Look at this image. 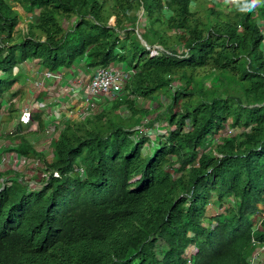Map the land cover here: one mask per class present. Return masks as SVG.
<instances>
[{
  "label": "trees",
  "instance_id": "16d2710c",
  "mask_svg": "<svg viewBox=\"0 0 264 264\" xmlns=\"http://www.w3.org/2000/svg\"><path fill=\"white\" fill-rule=\"evenodd\" d=\"M14 1L36 18L18 34L19 13L0 0L10 92L28 60L134 74L111 103L64 122L49 154L14 137L45 176L0 190V264H250L264 244V0ZM136 29L169 53L151 56ZM160 96L164 109L147 107ZM44 115L32 112L42 128Z\"/></svg>",
  "mask_w": 264,
  "mask_h": 264
},
{
  "label": "built area",
  "instance_id": "2783aa9c",
  "mask_svg": "<svg viewBox=\"0 0 264 264\" xmlns=\"http://www.w3.org/2000/svg\"><path fill=\"white\" fill-rule=\"evenodd\" d=\"M148 49H150L151 56L155 54L156 49L169 53L160 45L149 47ZM34 61L38 63L37 60ZM25 63L26 62L22 64ZM78 64L84 65L83 62H79L77 65ZM84 68L92 71H89L91 74L87 77H84L85 74H80L72 76L71 78H65L64 72L61 70L52 72L46 68H42L37 71L38 75L32 78V83L35 84V86L31 89L32 91H37V94L32 92L28 106L21 108V115L18 118V122L20 121L28 125V128L24 132L38 131V134H43L45 136L47 142L44 141L41 143L42 148H40V150L44 152L50 151L52 138H54L57 131L63 127L64 122L67 120H84L87 116L94 113L97 107L96 104L98 105V100L111 103L120 96L123 93L125 83L130 79L132 74H134V69L119 63L96 68L84 66ZM15 70L17 72L13 74L17 75L18 68H15ZM0 76H4V74L0 73ZM54 81L57 82L56 86L53 85ZM40 91H42L43 94H39ZM11 92L13 91L11 90ZM70 99L73 100V103L69 108L67 100ZM15 102V97L11 98V96H9L7 100L6 96L3 95L2 100H0V112L4 109V111L8 113L9 108ZM76 107L78 108L77 111L74 110ZM36 110L43 111L45 114L43 116L45 119L43 128L39 125L37 119L32 121V112ZM13 127L10 132L18 133L17 126ZM137 129L140 128L138 127ZM158 130L162 133L165 128L161 129L158 126ZM231 131L232 130L228 129V132ZM6 134L7 133L4 132V135ZM7 164L12 166L13 169H16V165L19 167L37 166L39 165V161L33 160L32 163H30V159L19 154L17 144H10L0 155V166ZM79 172L83 176L84 171L82 168L79 169ZM33 185H35L34 182H29V187H33ZM252 241L256 243L254 240ZM260 253H264V244L257 243L256 250L249 260L250 264H260L264 262V256L261 257Z\"/></svg>",
  "mask_w": 264,
  "mask_h": 264
},
{
  "label": "rangeland",
  "instance_id": "374dc122",
  "mask_svg": "<svg viewBox=\"0 0 264 264\" xmlns=\"http://www.w3.org/2000/svg\"><path fill=\"white\" fill-rule=\"evenodd\" d=\"M217 1H220V0H217ZM226 0H223L222 2L223 3H217L216 4V7L217 8H221V9H226L227 8V2H225ZM229 1V0H228ZM110 3V2H109ZM13 5V4H12ZM19 5V4H18ZM17 4L15 5H13V6H18ZM15 9V8H14ZM140 14L141 15H143L144 13H143V11H142V9L140 10ZM23 15V16H22ZM32 15H35L34 13L32 14ZM19 18H20V23H19V25H18V34H24V35H26V33H27V21H26V18H27V15L26 14H21V16H20V14H19ZM36 18V17H35ZM35 20V19H34ZM66 24V23H65ZM263 26V25H262ZM136 34H137V36H138V33H139V31H138V29H136ZM140 34V33H139ZM139 38V37H138ZM140 40V39H139ZM149 40L151 41V43H154V45L153 46H157L155 43H156V39L153 37V36H151L150 34H149ZM140 42H141V40H140ZM142 43V42H141ZM148 44V43H147ZM149 45V44H148ZM153 46H150L149 45V47H153ZM29 61V60H28ZM28 61H25V62H28ZM33 64V66H30L31 68L32 67H37L36 65H38V63L36 62V61H34V63H32ZM15 68H18V66H15L14 68H13V73L14 74H16V70H15ZM31 68H30V70H31ZM42 68H44V67H42ZM19 69V68H18ZM33 69V68H32ZM43 70H46V69H43ZM1 74H3V73H1ZM14 74H13V76L11 77V78H14L15 76H14ZM5 77H8V74H4V76H3V78H5ZM16 79H17V82H19L20 84H23L24 86H22V87H24L23 89H22V92H23V96L22 97H18L17 98V100H16V102L14 103L15 104V106L17 105V110L16 111H14L13 112V115H16L17 117H19V115H20V110H21V108H24L25 106H28V103L30 102V97H31V95H32V92H34V93H36L37 94V91L35 92L34 90L32 91V92H30L29 90H30V86H35V84H33V83H30L29 82V78L28 77H22V75L20 74V75H18L17 77H16ZM26 79V80H25ZM204 82H205V86H209L210 85V81H209V79H204ZM27 83V84H26ZM26 84V85H25ZM177 84H179L177 81H175V82H173V85H177ZM3 85H0V87H2ZM21 86H19V88H20ZM15 88H16V90H17V88H18V86H16V85H14L13 86V88L11 89L12 91H15ZM3 89H4V92H2V93H0V100H2V95L4 94L5 96H6V99L8 100V98H9V96H10V94H11V92H10V90H8L7 89V86H3ZM39 94H43V92L42 91H40L39 92ZM19 101H23L22 102V104H19L20 102ZM102 101H104V100H102ZM155 101V102H154ZM73 103V100L72 99H70V100H67V105H68V107L70 108V105ZM159 103H161V104H163V107L161 108V107H159V108H157L156 106H157V104H159ZM169 103V99L168 98H165L164 96H160V98L158 99V98H154L153 99V101L152 100H150V101H147L146 102V105H147V107H151V108H157V109H160V110H162V109H164V106L166 105V104H168ZM96 108H95V110H94V113L95 112H97V110H99V108H100V106L98 107V105L96 104ZM155 108V109H156ZM77 107L74 109L75 111H77ZM5 111H4V109H2V111H1V114H3ZM162 112V111H161ZM157 111L154 113V114H150V115H148L149 117H147L146 119H144L143 120V122H146V120H148V119H154V117L157 115ZM5 114H7V112H5ZM125 115H126V117L129 115L128 113H124ZM8 119H12V118H10V117H7ZM6 118V116H4V120H6V122H3V124H2V127H0V131L1 132H3L4 130L7 132L8 131V128L9 127H13V125L10 123V120H8ZM8 120V121H7ZM13 120V119H12ZM6 123H8V126H7V124ZM6 124V125H5ZM14 126H16V123H14ZM157 126H159L161 129H164L165 128V126L166 125H164V124H162V122L161 121H159V123H158V125ZM14 128V127H13ZM23 129L25 128V127H22ZM3 135H4V133H2ZM28 134L31 136H29L28 138V140L31 142V143H34V142H36V148L37 149H40V148H42V144L41 143H43L44 141L45 142H47L46 141V138H45V136L43 135V134H38V131H36V132H28ZM218 136L219 135H216V138H218ZM215 141V140H214ZM1 143H3L2 141H1ZM147 148H148V145L146 144L145 145V147H144V151H146L147 150ZM41 165V164H40ZM33 167H39V166H35V165H32V166H30V167H24V166H18V165H16V170H18V173L19 174H22V176L24 177V179H26L27 181H33L34 182V180H32V179H37V180H39L40 178H41V172H39L38 171V169H34ZM2 169L4 168V170H6V169H12V166H10V165H4L3 167H1ZM35 175V176H34ZM6 177H8V175H6ZM208 213L209 214H211V213H216V207L215 206H213V205H209L208 206ZM257 218H259V217H257ZM255 220H257L256 218H255ZM191 250H192V248H190V249H188V251L189 252H191ZM260 255H261V257H263L264 256V253H260Z\"/></svg>",
  "mask_w": 264,
  "mask_h": 264
},
{
  "label": "clouds",
  "instance_id": "9594fccd",
  "mask_svg": "<svg viewBox=\"0 0 264 264\" xmlns=\"http://www.w3.org/2000/svg\"><path fill=\"white\" fill-rule=\"evenodd\" d=\"M260 2V0H252V3L253 4H257V3H259ZM18 68H19V66H18ZM14 76H17V75H14ZM16 97V96H15ZM19 99V98H18ZM1 105V104H0ZM12 106V105H11ZM1 107V106H0ZM8 115H9V113H7V114H5V113H3V114H1V112H0V127H2V124H3V122H6V120H4V116H6V118L8 117ZM12 116H16V115H13V113L11 114ZM11 115H10V117H11ZM20 115H21V111H20ZM20 115H19V117H20ZM17 117V116H16ZM19 117H17V119L16 120H14V122L16 123V126H17V128H18V133H14V132H10V130H11V128H12V126L11 127H9L8 128V131L6 132L5 130L3 131V132H1L0 131V149H4L3 150V152L7 149V146H9L10 144H17V146L19 147V144L18 143H15V142H12V140L14 139V137H16V136H18V135H22V134H28V132L26 133V132H24L27 128H28V125H25V124H23V123H21L20 121L18 122V118ZM32 118V117H31ZM8 119V118H7ZM8 120H10V119H8ZM7 120V121H8ZM35 119H33L32 118V121H34ZM18 123H17V122ZM39 121V120H38ZM13 122V120H11V122L10 123H12ZM6 125V124H5ZM14 126V125H13ZM22 127H25L24 129L22 128ZM165 129H166V127H165ZM7 133L6 135H3L2 133ZM20 132V133H19ZM165 132V131H164ZM164 132H162V133H164ZM161 133V134H162ZM29 135V134H28ZM1 141L3 142V143H1ZM30 142V141H29ZM32 144V143H31ZM34 145V144H33ZM35 146V145H34ZM36 148V147H35ZM37 149V148H36ZM37 150H40V149H37ZM42 151V150H41ZM3 152H1L0 153V155L3 153ZM45 153V152H44ZM46 153L47 154H49V151H46ZM20 154V153H19ZM23 156V155H22ZM25 157V156H24ZM27 158V157H26ZM28 159H30V158H28ZM32 159H30V163H32ZM39 161V160H38ZM41 163H40V161H39V165H37V166H41L40 165ZM1 167H3V166H0V190L1 189H3L4 187H6V186H10L15 180H18L19 182H22L24 185H26V187H27V189L28 190H33V189H38V188H40L41 187V185L43 184L41 181H40V179L39 180H37V179H32V180H34V184L35 185H33V187H29V182H33V181H27L26 179H24V177L22 176V174H19L18 173V170H16V169H6V170H4V168L2 169ZM28 167V166H27ZM39 167H33L34 169H38ZM78 171H79V169H78ZM40 172V171H39ZM6 175H8V177H6ZM41 177H44L45 176V173H41ZM35 176V175H34ZM55 176H57V173H55ZM264 213V212H263ZM263 215V214H262Z\"/></svg>",
  "mask_w": 264,
  "mask_h": 264
},
{
  "label": "crops",
  "instance_id": "0c3cea01",
  "mask_svg": "<svg viewBox=\"0 0 264 264\" xmlns=\"http://www.w3.org/2000/svg\"><path fill=\"white\" fill-rule=\"evenodd\" d=\"M12 4L14 5H18L19 3L17 2V1H14V0H12ZM14 8H15V10L20 14V16H21V14H26L27 15V18H26V21H27V25H28V23L29 22H33L34 21V19H35V15H32L33 13H30V12H26L24 9H23V7L19 4L18 6H14ZM23 16V15H22ZM32 63H34V60L33 61H31V60H29L28 62H26L25 64H22V65H20L19 66V69H18V74H17V76L18 75H22V77L24 76V77H28L29 79V82L30 83H32V78H34L35 76H37L38 75V72L37 71H39L40 69H42V66L38 63V65H36L37 67H30V66H33V64ZM30 68H31V70H30ZM85 71V72H84ZM87 71V72H86ZM89 71H91V70H87L86 68H84V65H77V64H74L73 66H71V68H68V69H65L63 72H64V75H65V78H71L72 76H77V75H80V74H85L84 75V77H87V76H89L90 74H91V72H89ZM76 72V73H75ZM78 72V73H77ZM26 80V79H25ZM27 84V83H26ZM25 84V85H26ZM56 84H57V82L56 81H54L53 82V85H55L56 86ZM16 86H18V88H19V86H21L20 88H24V87H22V86H24L23 84H20L19 82H17L16 84H15ZM17 88V89H18ZM30 88V92H32V89L31 88H33V86H30L29 87ZM15 90H16V88H15ZM23 96V92L21 91V93L18 95V96H16L15 98H16V100H17V98L19 97H22ZM20 103L21 102H23V101H19ZM19 103V104H20ZM12 107H14L15 109H17V105L15 106V104L14 105H12ZM12 119H13V122L11 123L12 125H14V120H16L17 119V117L16 116H12L11 117ZM12 119H10V122H11V120ZM7 124V126H8V123H6ZM64 126V125H63ZM30 135H28L27 134V139H29L28 137H29ZM31 137V136H30ZM36 142H34V143H32V144H34L35 145V147H36V144H35Z\"/></svg>",
  "mask_w": 264,
  "mask_h": 264
},
{
  "label": "water",
  "instance_id": "95a60500",
  "mask_svg": "<svg viewBox=\"0 0 264 264\" xmlns=\"http://www.w3.org/2000/svg\"><path fill=\"white\" fill-rule=\"evenodd\" d=\"M138 37L141 40L142 44L146 47L149 48V45L147 44V42L142 38V36L138 33Z\"/></svg>",
  "mask_w": 264,
  "mask_h": 264
}]
</instances>
